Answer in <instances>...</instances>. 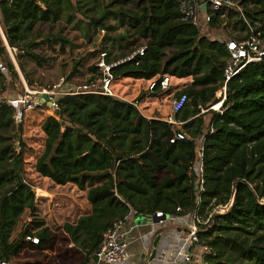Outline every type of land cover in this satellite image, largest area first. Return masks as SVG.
I'll return each mask as SVG.
<instances>
[{
	"label": "trees",
	"instance_id": "obj_1",
	"mask_svg": "<svg viewBox=\"0 0 264 264\" xmlns=\"http://www.w3.org/2000/svg\"><path fill=\"white\" fill-rule=\"evenodd\" d=\"M237 1L241 10L206 11L209 29H229L220 40L183 21L178 0H0V27L31 88L56 83L40 70L52 77L60 69L65 82H75L70 89L80 83L101 89L102 72L90 59L102 52L106 64H115L114 83L192 78L176 94L188 97L175 114L179 125L148 118L132 102L102 93L61 95L55 115L43 119L42 150L30 170L56 185H76L90 204L59 227L80 253L79 264L92 262L117 220L145 221L156 212L194 217V264H264V57L227 82L223 100L217 96L227 41L244 38L249 27L264 34V0ZM60 22L81 31L95 50L53 63L51 52L74 45L64 28H54ZM142 45L143 55L130 57ZM17 85L22 80L0 35V264L16 263L26 235L51 241L36 212L23 122L15 121L16 106L4 102ZM220 101L219 110L210 108ZM178 132L184 137L171 142Z\"/></svg>",
	"mask_w": 264,
	"mask_h": 264
},
{
	"label": "built area",
	"instance_id": "obj_2",
	"mask_svg": "<svg viewBox=\"0 0 264 264\" xmlns=\"http://www.w3.org/2000/svg\"><path fill=\"white\" fill-rule=\"evenodd\" d=\"M206 5L203 7V4ZM231 7L241 10V7L237 0H178V8L181 13V17L183 21L191 22L195 25H199L202 20L205 22L208 21V16L206 11L213 10L219 11L222 7ZM201 16L204 18L201 19ZM3 42L6 46L7 51L10 56H12V51L8 46L6 39L3 37ZM227 50L229 52V58L224 67L223 76V87H222V100L225 98L226 84L227 82L238 74L246 64L250 62L259 61L262 57H264V34L258 30L257 28L249 27V31L247 35L242 39H230L227 41ZM145 46H140L134 54L130 57H133L136 54L143 55ZM105 52H102L97 61V66L102 72V76L97 79L99 82L101 89H97L98 83H80L74 85L71 89H64V78L61 77L60 80L53 84L49 89L42 90H30L28 86L25 87L23 93H20L14 97H5L4 102L9 105L16 106V115L15 121L17 123H21L24 119V114L27 111L35 110V109H43L45 105H47V101L43 103L39 100H36V97L39 96H47L49 100H51V105H47V108L51 110L54 115L55 111L58 109L57 100L61 95L65 94H76V93H102L108 96H113L128 102H132V104L139 110L140 101L137 99L127 100L122 95L116 92L113 82V76L110 73V68L115 65H108L104 60ZM129 57V58H130ZM128 58V59H129ZM173 76L164 75L161 79L152 78L149 80V85L147 87L148 92L146 96H150L149 94L153 92V89L157 86L161 91L165 92L173 87ZM188 101L187 94L181 92L179 95L175 96L170 103V113L164 117V121L172 124L179 125L182 122H179L175 119V114L179 112L185 103ZM221 106V101L217 104L210 106L211 109L219 110ZM140 111V110H139ZM184 135L178 132L171 142L175 139H182ZM19 149V146H17ZM198 156L200 157V153L198 152ZM199 162V161H198ZM197 162V163H198ZM201 169V166H200ZM36 199V194H35ZM219 211H222V208H219ZM158 218H161L164 214L162 212H156L155 214ZM30 219L25 222V226L29 224ZM164 220H160L158 223H162ZM129 224L128 219H120L117 220L111 227L108 229L105 234L102 243L98 247L95 252L98 257V262H102L105 264H121L123 263L127 256L128 251L126 250L128 246V241L126 240V235L128 233ZM198 227L195 223L194 217L192 223L189 225V230L186 236L183 238L185 244L195 245L198 242L197 238ZM42 242L39 237L36 235H26L25 242L23 247L26 246H37ZM194 263V255L191 250H187L182 246V248L171 258L159 257L155 264H193ZM1 264H6L2 262ZM147 264V263H145Z\"/></svg>",
	"mask_w": 264,
	"mask_h": 264
},
{
	"label": "crops",
	"instance_id": "obj_3",
	"mask_svg": "<svg viewBox=\"0 0 264 264\" xmlns=\"http://www.w3.org/2000/svg\"><path fill=\"white\" fill-rule=\"evenodd\" d=\"M1 35H3L4 37V34L2 31H1ZM185 78H188V77H185ZM185 78L173 77V80L179 81L178 82L179 84L175 83L176 86L181 84V86L183 87L186 85V84L183 85V81ZM191 81H192V78L190 81L187 82V85H189ZM148 85H149V80L123 78V79L118 80L115 83L114 87H120V89L123 92L122 93L119 92V94L124 95L123 97L125 99H127L126 97H130L131 99L135 97H137L135 99H138L141 97L140 99L141 101L139 105V108L140 106L141 108L139 110L144 116L148 118L164 119V117L152 115V113H150V111L147 108L149 104H154L157 99L156 95L148 97V98H144L142 96L144 94H147L146 89ZM26 86L27 85L25 84V87ZM158 92L159 91H157L156 94ZM142 106L144 108H147L144 110L146 112L148 111L149 112L148 114H145L143 112ZM38 112L40 113V111ZM47 115L54 116V113L51 110H48L46 115L40 116V118L38 119V122H36L34 120L35 118L33 115V110L27 111L24 114L23 137L26 142V146L30 148V151L25 152V161L28 163L27 168L29 169V173H33L30 170L31 164L29 165V163H32L33 161H35L34 154L36 153V155H38L41 153V150H42L44 134L41 130V124L43 122V119ZM33 121H35V123L37 124L34 125ZM198 165L200 169L199 162L196 163V166ZM39 178L46 184L49 183L48 185L54 184L53 182H51L49 179L45 177H39ZM54 185L56 187H70L71 186V190L80 192V195L84 197L82 198V201L80 200L81 201L80 203L76 204V207L74 208V214L68 217H72V218L74 216L78 217L84 211L90 210V204L88 203L86 199L85 192L78 190L76 185L74 184H66V185L54 184ZM36 193L37 194H36V199H35V207H36L37 214L43 219L45 218L46 222H49L51 220V217L57 219L56 217H57V213L59 209L57 208L59 207L58 203L61 204L62 201L57 202L56 201L57 198L56 196H54L53 192H44V190L38 186L36 187ZM40 193H44V195ZM50 203H53L54 205L51 209L49 208ZM40 208H42L43 210H41ZM28 218L30 217H27V220ZM66 218H67V214L65 213L63 218L57 219L58 224L59 225L63 224L64 223L63 221ZM192 221H193L192 215L181 216V217L169 216L167 220L162 221V223H158L159 226L157 227L155 226L156 223H153L152 221L148 219H146L145 221H139V222L133 220L132 218L130 220L128 219L129 229L126 235L128 239V256L126 260L121 264H145V263L155 264L159 257H165V258L173 257L182 248V246H184V248L187 250H191V252L194 255V258H196L197 252L199 251V249L195 247V245L185 244L183 241V238L188 233L189 225L192 223ZM150 223L153 224V227H151ZM157 236H159V241H158L157 246L159 247L162 243H164L166 247L164 250L159 251L158 249V252L156 248L155 256L151 259V253L154 248L153 243ZM14 258L16 260L15 264H79L81 255L76 249V247L74 246V244L70 241L68 234L63 229L60 228L58 229V231H53V232L51 231V241L49 243L42 242L40 245H37V246H26V247L22 246L20 250L15 253ZM88 264H105V263L94 262L92 260V262Z\"/></svg>",
	"mask_w": 264,
	"mask_h": 264
},
{
	"label": "rangeland",
	"instance_id": "obj_4",
	"mask_svg": "<svg viewBox=\"0 0 264 264\" xmlns=\"http://www.w3.org/2000/svg\"><path fill=\"white\" fill-rule=\"evenodd\" d=\"M202 18H204V16H201V19ZM47 26H48L47 24H45L43 26L44 27V30H46V31L48 29ZM59 26L61 28H64V30L62 31V33L65 36L69 37L72 40V42H73L74 45L72 47L73 50H68V48H66V51L68 50L66 53L65 52L64 53H61V54L58 53V52H60L58 47L56 48V51L51 52V54H53V56L55 57V60L53 61V63H57V61L58 62H62V60L67 59L71 54L72 55H76V54L79 53V55L76 56V57H78L80 55H85L87 51H93V50H95V45H93V42H89L88 40L82 38L81 31H79L77 29H72V27L70 25H68V24H66L64 22H60V25L58 23H55L54 24V28H56L57 30H58ZM198 26L200 27V29H201V31H202L203 34L207 35L210 38H217V39H220V40L221 39L222 40L226 39L227 38V33L226 32L229 31V29H221V28L209 29V27L206 25L205 20H202L199 23ZM0 30L2 31L1 27H0ZM1 31H0V35H1ZM101 34H104V33H101L100 32V34H96V41H99V39L101 38ZM12 56H13V58L11 56H10V58H11L12 62L14 63L15 68H16V71L18 72V74H19V76H20V78H21V80H22V82L24 84V85L22 84V87L20 85H17L16 86V89L17 90H15V92L13 94H11V96L14 97V96H17L20 93H23L24 92V90H25L24 87H25V84L27 85V83H26L25 79L23 78V76L21 74V71H20V69L18 67V64L16 62V59H15L13 53H12ZM98 59H99V56H96L94 58H91L90 60L92 62H97ZM40 72H41V75L49 76V78H51L52 84L55 83V82L57 83V81L60 80V78H61L60 77L61 76L60 75V73H61V70L60 69L58 71H56L55 74L52 77H51V75L47 71L40 70ZM52 73H53V71H52ZM190 80H191L190 77L185 78L184 81H183V85L184 84L187 85V82L190 81ZM178 82L179 81L173 80L172 83L174 85H173L172 88H170V90L167 93L166 92L163 93V91L160 90L156 94V96H157L156 102L154 104H149L148 107H147L148 110L150 111V113H152V115H157L159 117H165L167 114L170 113L169 110H170V103H171V101L173 100V98L176 96V94L179 91H181L182 89H184L186 87V85L182 87L181 84L176 86V84H179ZM184 82H186V83H184ZM74 83H75L74 81H72V82H65L64 81V84H65L64 85V89H67V88L71 87ZM51 87H52L51 84L49 86H43L42 88L40 86H37L36 88H31V87L28 86V88L30 90L49 89ZM114 88H115V90H116L117 93H119V92L122 93L123 92L120 89V87H114ZM146 90L148 92V89H146ZM120 95H122V94H120ZM122 96H124V95H122ZM142 96L144 98L151 97V96H146V94H144ZM217 96L218 97H221L222 94L220 92H218L217 93ZM126 98L129 99V100H134L137 97H135L133 99H131L130 97H126ZM140 108H141V106H140ZM142 108H143L142 110H143V112L145 114H148L149 113L148 111L146 112L144 110V109H147V108H144L143 106H142ZM37 110L38 109L33 110V115H34V118H35L34 120L36 122H38V119L40 118V116L46 115V113H47V111L49 109L45 106L43 109L38 110V111H40V113ZM23 121H24V119H23ZM35 121H33V124L34 125L37 124V123H35ZM30 174H31L30 176L32 178H34V181L36 182V185L38 187H41V189H43L44 192H53L54 196H56V198H57V200H56L57 202H61L62 201L61 204L58 203V206L59 207H57V208H59V209H58V213H57V217L56 218L57 219H61V218H63L64 214L66 213L67 214V218L63 222H65L67 220L73 221V219H75L76 217L74 216L72 218V217H68V216H72L74 214V208L76 207V204L80 203L82 201V198H84L82 195H80V192H76V191L71 190V186L70 187H56L54 184L48 185L49 183L46 184L39 177H37V175H35L33 173H30ZM40 194H43L44 195V193H40ZM38 196H40V195H38ZM53 206H54L53 203H50L49 204V208L50 209ZM40 209L43 210L42 208H40ZM37 211H38V209H37ZM25 214L26 215L24 216V220L25 219L27 220V217H29L28 212L26 211ZM131 218L132 217H129V220ZM28 219H30V218H28ZM57 219L51 217V220L49 222H46V220L44 218V220H45V222L47 224L46 226L49 227L50 233H51V231L52 232L53 231H58V229H60L59 227L61 226V224L60 225L58 224ZM26 220H25V222H26ZM24 225H25V223H24ZM150 225H151V227H153V224L152 223H150ZM155 226L158 227L159 226L158 223L155 224ZM126 240L128 241L127 238H126ZM165 247L166 246H165L164 243H162L159 247L157 246V252H158V249H159V251L160 250H164ZM126 250L128 251V246H127Z\"/></svg>",
	"mask_w": 264,
	"mask_h": 264
},
{
	"label": "water",
	"instance_id": "obj_5",
	"mask_svg": "<svg viewBox=\"0 0 264 264\" xmlns=\"http://www.w3.org/2000/svg\"><path fill=\"white\" fill-rule=\"evenodd\" d=\"M206 5V3L203 4V7ZM36 100H39L40 102H44V101H47V105H51V100L48 99L47 96H39V97H36L35 98ZM146 218L148 220H151L153 223H158L160 220H167L169 218V215L168 214H164L161 218H158L156 215H148L146 216ZM158 241H159V236H157L154 240V243H153V250H152V253H151V259L155 256V253H156V248H157V244H158ZM92 260L94 262H98V257H97V254L94 253L93 256H92Z\"/></svg>",
	"mask_w": 264,
	"mask_h": 264
}]
</instances>
